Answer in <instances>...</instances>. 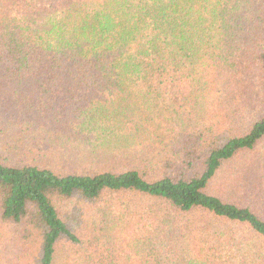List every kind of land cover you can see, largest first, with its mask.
<instances>
[{
	"label": "trees",
	"instance_id": "16d2710c",
	"mask_svg": "<svg viewBox=\"0 0 264 264\" xmlns=\"http://www.w3.org/2000/svg\"><path fill=\"white\" fill-rule=\"evenodd\" d=\"M0 264H264V0H0Z\"/></svg>",
	"mask_w": 264,
	"mask_h": 264
},
{
	"label": "rangeland",
	"instance_id": "374dc122",
	"mask_svg": "<svg viewBox=\"0 0 264 264\" xmlns=\"http://www.w3.org/2000/svg\"><path fill=\"white\" fill-rule=\"evenodd\" d=\"M251 178V177H250ZM250 178H247L246 179V183H249V181H250ZM126 242H125V245L127 244V246H128V243H130V241H131V235H126Z\"/></svg>",
	"mask_w": 264,
	"mask_h": 264
}]
</instances>
